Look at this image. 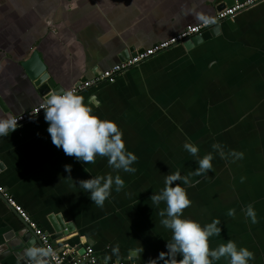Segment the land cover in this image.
<instances>
[{
  "label": "crops",
  "instance_id": "obj_1",
  "mask_svg": "<svg viewBox=\"0 0 264 264\" xmlns=\"http://www.w3.org/2000/svg\"><path fill=\"white\" fill-rule=\"evenodd\" d=\"M218 1L0 0V117L46 99L22 66L33 51L56 89L68 90L211 17L221 10ZM216 26L202 40L177 44L115 82L77 94L91 100L99 118L116 122L126 149L137 157L134 173L118 172L124 187L113 190L103 207L75 181L117 173L106 157L86 165L55 147L44 113L0 137V243L25 230L26 222L6 193L50 237L56 233L52 216L74 226L51 238L59 251L76 256L90 245L98 264H159L171 231L159 223L166 205L152 206L149 197L163 188L165 175L195 172L196 160L211 154L212 168L181 185L191 200L182 216L201 226L218 220L221 233L209 238L210 248L232 240L253 252L249 264H264V1ZM186 141L198 147L196 157L183 148ZM248 205L255 223L245 215ZM0 264L20 263L5 257Z\"/></svg>",
  "mask_w": 264,
  "mask_h": 264
},
{
  "label": "clouds",
  "instance_id": "obj_2",
  "mask_svg": "<svg viewBox=\"0 0 264 264\" xmlns=\"http://www.w3.org/2000/svg\"><path fill=\"white\" fill-rule=\"evenodd\" d=\"M91 103V100L85 103L84 98L72 90H64L50 94L41 109L48 124L46 131L55 147L86 165L94 164L97 156L106 157L108 166L117 173L91 175L89 179L75 181L92 203L103 207L113 190L119 192L124 187V181L118 172L122 170L134 173L136 169L132 165L137 157L126 149L116 122L99 118L93 112ZM17 125L18 119L15 116L0 117V137L13 133L18 128ZM183 148L196 157V145L186 141ZM212 148L217 150L221 157L224 156L219 144H212ZM211 160V154H206L196 160L198 168L195 172L182 176L177 170L165 175L163 188L149 197L152 206L159 207L161 202L166 205L158 212L161 217L159 223L171 231V238L166 240L165 244L167 251H161L157 257L159 264H214L221 258L226 264H249L253 259L252 251L246 247H238L232 240L220 243L215 248L209 247V238L221 233V228L217 226L218 220L213 219L211 223L201 226L198 221L182 216L183 210L190 206L191 200L181 185L188 186L191 176H199L211 169ZM64 170L70 173L71 165H65ZM84 170L88 172L86 168ZM177 181L179 183H174ZM227 215H233V211L229 210ZM245 215L252 223L256 222V214L251 205L247 206ZM140 251L141 249H137L136 253ZM118 252V248L113 247L112 253L118 255ZM26 254L35 258V264H39L37 250L28 249ZM45 254L43 251L39 252V255Z\"/></svg>",
  "mask_w": 264,
  "mask_h": 264
},
{
  "label": "built area",
  "instance_id": "obj_3",
  "mask_svg": "<svg viewBox=\"0 0 264 264\" xmlns=\"http://www.w3.org/2000/svg\"><path fill=\"white\" fill-rule=\"evenodd\" d=\"M261 1L264 0H241L235 2L233 5L226 6L211 17L204 19L200 23L186 26L185 29H183L177 35L171 36L170 38L163 41H159L158 43L152 45L147 49L135 52L132 56L128 57L124 61L114 64L110 68L104 70L102 73L96 75L93 79L80 81L78 84L68 90H72L75 94H79L80 92L103 82L113 83L116 81L118 75L123 73L127 69L139 65L144 61L150 59L151 57L160 54L177 44L190 40L196 35H200L201 33L218 25V23L223 20L233 19L235 15L240 11L246 10ZM45 100H43L33 109L15 116L16 119H18L17 126L31 121L35 117L41 115L43 113V109H41V106L43 105V102ZM0 192H4L1 187ZM4 195L7 197L9 204L15 208V210L21 215L23 219H25L28 227L32 229L35 235L39 238L49 256V264H80L81 262H85L86 264L99 263V258L96 256L93 247L90 245H87L84 248V251L80 255L76 256H71L68 253V250H57L51 240L50 235L42 228H40L35 222H33L29 218L28 214L22 209V207L16 204L15 200L12 197L8 196L6 193H4ZM112 264H125V262L116 260Z\"/></svg>",
  "mask_w": 264,
  "mask_h": 264
},
{
  "label": "water",
  "instance_id": "obj_4",
  "mask_svg": "<svg viewBox=\"0 0 264 264\" xmlns=\"http://www.w3.org/2000/svg\"><path fill=\"white\" fill-rule=\"evenodd\" d=\"M235 1L236 0H219L218 8L223 9L226 6L233 5ZM215 27H212L200 35L192 37L190 41L196 42L204 39L212 33ZM22 66L26 70L29 77L34 81L35 85L39 88V91L46 95V98L52 94L49 93L51 89H53V93L59 91V89H56L57 86H55L54 80L50 78L47 67L37 51H33L30 57L22 63ZM50 219L54 224V229L56 231V233L51 236L52 239H56L59 236L74 230V226L71 223L63 221L60 216H57L56 220L54 219V216ZM23 224L25 226V230L24 228H21L20 231H13L12 233L3 236V241L0 243V259L5 257H14L20 264H35V258L29 257L26 254L28 249H35L37 250V254L39 256V264H49V256L39 238L35 235L34 231L28 227L26 222ZM40 251H43L46 254L39 255ZM80 264H85V262H81Z\"/></svg>",
  "mask_w": 264,
  "mask_h": 264
}]
</instances>
